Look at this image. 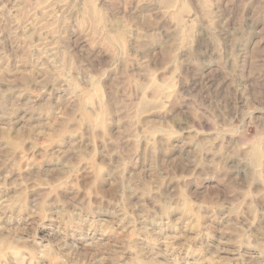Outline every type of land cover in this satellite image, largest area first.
<instances>
[{"label":"clouds","instance_id":"clouds-1","mask_svg":"<svg viewBox=\"0 0 264 264\" xmlns=\"http://www.w3.org/2000/svg\"><path fill=\"white\" fill-rule=\"evenodd\" d=\"M0 264H264V0H0Z\"/></svg>","mask_w":264,"mask_h":264}]
</instances>
